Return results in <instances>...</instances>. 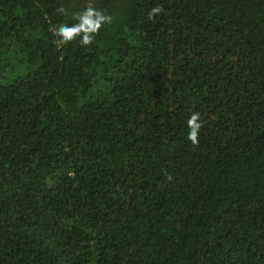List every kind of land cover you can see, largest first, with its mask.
Here are the masks:
<instances>
[{
  "label": "trees",
  "instance_id": "obj_1",
  "mask_svg": "<svg viewBox=\"0 0 264 264\" xmlns=\"http://www.w3.org/2000/svg\"><path fill=\"white\" fill-rule=\"evenodd\" d=\"M0 264H264V0H0Z\"/></svg>",
  "mask_w": 264,
  "mask_h": 264
},
{
  "label": "rangeland",
  "instance_id": "obj_2",
  "mask_svg": "<svg viewBox=\"0 0 264 264\" xmlns=\"http://www.w3.org/2000/svg\"><path fill=\"white\" fill-rule=\"evenodd\" d=\"M74 1L81 5H92L97 0H74Z\"/></svg>",
  "mask_w": 264,
  "mask_h": 264
}]
</instances>
